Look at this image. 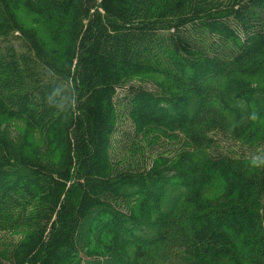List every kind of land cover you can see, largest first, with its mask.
I'll use <instances>...</instances> for the list:
<instances>
[{
	"label": "trees",
	"instance_id": "trees-1",
	"mask_svg": "<svg viewBox=\"0 0 264 264\" xmlns=\"http://www.w3.org/2000/svg\"><path fill=\"white\" fill-rule=\"evenodd\" d=\"M0 264H264V0H0Z\"/></svg>",
	"mask_w": 264,
	"mask_h": 264
},
{
	"label": "rangeland",
	"instance_id": "rangeland-1",
	"mask_svg": "<svg viewBox=\"0 0 264 264\" xmlns=\"http://www.w3.org/2000/svg\"><path fill=\"white\" fill-rule=\"evenodd\" d=\"M16 128H18V130L21 131L22 126L21 125H18V126H16Z\"/></svg>",
	"mask_w": 264,
	"mask_h": 264
}]
</instances>
